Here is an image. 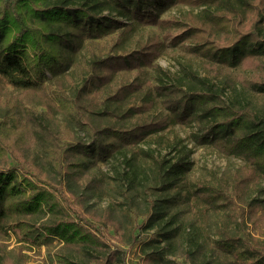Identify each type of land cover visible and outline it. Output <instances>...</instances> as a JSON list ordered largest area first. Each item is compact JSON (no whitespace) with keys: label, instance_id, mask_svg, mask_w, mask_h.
<instances>
[{"label":"trees","instance_id":"1","mask_svg":"<svg viewBox=\"0 0 264 264\" xmlns=\"http://www.w3.org/2000/svg\"><path fill=\"white\" fill-rule=\"evenodd\" d=\"M138 23L154 30L127 47ZM179 47L192 58L165 68ZM177 124L243 161L226 188L187 177L194 148L165 132ZM262 181L264 0H0V237L57 239L58 264H128L137 243L143 264H264V238L240 233H264V197H251ZM188 209L228 220L187 247Z\"/></svg>","mask_w":264,"mask_h":264},{"label":"rangeland","instance_id":"2","mask_svg":"<svg viewBox=\"0 0 264 264\" xmlns=\"http://www.w3.org/2000/svg\"><path fill=\"white\" fill-rule=\"evenodd\" d=\"M188 9H191L190 5L181 4L173 7L167 14L180 16L182 12H186ZM153 30L152 27L139 23L136 24L127 39V47L137 46L141 41L145 40L147 35L150 32H153ZM108 41V38L95 41L96 47L100 53L102 52L106 54L108 52L110 47ZM85 53L87 57L83 58V64L89 56L87 49H85ZM188 58L191 59L192 56L186 49L181 47L170 48L159 58V62L165 68L177 71L180 68V63ZM147 75L153 76L152 71ZM195 130V126L177 124L174 126L170 125L165 132H168L170 138H173L175 135L182 136L183 144H187L189 147L194 148L189 158L193 161V168L187 173L188 178L192 181H204L205 183L212 184L218 188H226L227 182L222 178L223 173L227 172L229 168L241 166L243 161L235 156H226L210 146H194L191 135ZM180 145L181 144H178V146ZM152 146L162 152H167L170 149L168 141H164L160 144L155 142ZM174 151L175 150H173L172 153ZM100 167L105 171L112 170L111 164L101 163ZM95 171L96 173H99L98 169H95ZM261 187L263 188L262 192L258 188L252 189L251 197H264V181H262ZM93 201L96 202L97 206L100 208L106 207L110 202L108 198L98 197ZM144 210L145 208L143 204L141 205V208H131L130 216L134 221L133 225L143 220L146 215ZM184 215L188 222H193L191 228L188 229L186 236L187 247L194 246L193 242L195 237H199L200 240H205L209 236L216 239L218 237V227H221L223 222L228 220L224 211L219 213L212 211L203 213L198 210L188 209V211L186 210V212H184ZM235 226L236 224L234 222L230 223V228L234 229ZM151 233H153V230H150V232L142 231L140 237L146 239ZM240 233L248 240H251V236H259L261 239L264 238V233L260 230V227L252 224L241 226ZM127 234H129L128 231L126 232L125 237L129 236ZM0 242H3L6 245L3 250L0 245V264H58L57 255L62 252V242H59L57 239L44 242L23 239L17 228L11 229L10 235L6 236V238L0 237ZM119 245L128 248L127 241H119ZM142 256L143 251L141 250L139 243L134 244V246L128 249L126 256L127 263L143 264ZM179 259L183 264H192L185 261L182 257Z\"/></svg>","mask_w":264,"mask_h":264}]
</instances>
